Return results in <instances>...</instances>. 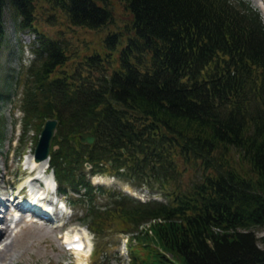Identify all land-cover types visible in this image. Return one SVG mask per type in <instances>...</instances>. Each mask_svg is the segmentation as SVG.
Instances as JSON below:
<instances>
[{
    "label": "trees",
    "instance_id": "obj_1",
    "mask_svg": "<svg viewBox=\"0 0 264 264\" xmlns=\"http://www.w3.org/2000/svg\"><path fill=\"white\" fill-rule=\"evenodd\" d=\"M116 1L122 19L115 0H0V45L5 6L39 35L22 129L56 118L48 169L92 234L91 264H107L113 232L128 235L129 264H264L259 11L247 0ZM43 4L65 19L53 36L31 21ZM95 174L163 199L92 184Z\"/></svg>",
    "mask_w": 264,
    "mask_h": 264
},
{
    "label": "rangeland",
    "instance_id": "obj_2",
    "mask_svg": "<svg viewBox=\"0 0 264 264\" xmlns=\"http://www.w3.org/2000/svg\"><path fill=\"white\" fill-rule=\"evenodd\" d=\"M247 1L259 11L264 28V0ZM54 13L55 17L52 21L51 10L43 4L36 8L35 17L31 21L41 31L53 36L59 32V29H63L65 24L63 15L59 12ZM114 13L119 19L124 16L122 7L116 0ZM3 20L4 36L0 45V264H78L79 262L91 264L93 237L91 232L76 219L81 214L80 209L67 205L64 196L53 190H46L45 195L42 194V200L31 199L27 194L30 192L29 186H24L18 192V188L26 184L25 179L19 181L23 176L19 159L25 152H33L38 134L29 126L22 129L20 98L27 79V67L35 58L33 47L39 45V35L26 26H20L19 18H14L8 6L3 10ZM56 20L61 23L57 24ZM76 33L83 39H95L90 31L82 32V29L78 28ZM64 34L68 36L66 30ZM31 39L33 42L27 45ZM24 51L28 53L24 54ZM34 134H36L35 139ZM95 177H91L93 182L95 179H100L97 182L108 188L128 194H139L142 198L163 199L156 192H151L142 186L134 187L115 176L95 175ZM36 183L40 190L44 189L39 180H36ZM34 188L31 186V190ZM22 198L29 201V204L41 208L47 205L53 214V219L44 220L34 215L28 207L20 206ZM58 199L65 204L61 215L55 206V200ZM96 199L99 203L103 200L100 195ZM254 232L256 235L264 234V227H257ZM71 235L81 237L87 253L77 254L75 251L63 248L64 237ZM126 237L124 233L113 232L104 238L105 244L102 246L107 250L109 258L107 264H129Z\"/></svg>",
    "mask_w": 264,
    "mask_h": 264
},
{
    "label": "bare ground",
    "instance_id": "obj_3",
    "mask_svg": "<svg viewBox=\"0 0 264 264\" xmlns=\"http://www.w3.org/2000/svg\"><path fill=\"white\" fill-rule=\"evenodd\" d=\"M21 164L24 168L27 169L28 174L26 175V177L24 179L26 182L25 186H29V188H30V190H28V191H30L29 196L33 200H36L37 198H39V200H42V198H43L42 196L45 195V192H47L46 190H52V188L54 187L53 178H52L50 172L48 171V173H47V170H46L47 165H48V159L37 161L34 159L32 152L30 153V151H27L24 153V157L21 160ZM94 178H96V177L94 176ZM36 180H39L43 184V188H44L43 190L42 189L40 190V187L36 186L37 185ZM98 180H100V179H97L96 181H98ZM31 186L32 187L34 186L35 188L33 190H31ZM23 207H26V206H23ZM42 209L44 211L50 212L47 205L45 207H43ZM31 212H33V211H31ZM71 237H72V235L69 237L65 236L64 240L69 241L71 239ZM73 251H75L77 254H82V255L87 253V249H85L84 247L82 249H73ZM78 264H81V262H79Z\"/></svg>",
    "mask_w": 264,
    "mask_h": 264
},
{
    "label": "water",
    "instance_id": "obj_4",
    "mask_svg": "<svg viewBox=\"0 0 264 264\" xmlns=\"http://www.w3.org/2000/svg\"><path fill=\"white\" fill-rule=\"evenodd\" d=\"M57 120L54 117H50L44 120L37 139L33 148V157L35 160L40 161L48 159L50 151V142L56 130ZM78 139L81 142L91 143L93 141L92 134H80Z\"/></svg>",
    "mask_w": 264,
    "mask_h": 264
}]
</instances>
